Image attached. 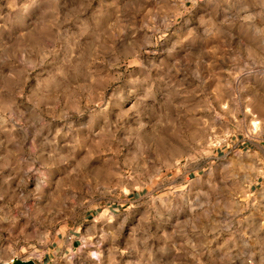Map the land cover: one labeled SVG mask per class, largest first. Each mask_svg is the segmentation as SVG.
Listing matches in <instances>:
<instances>
[{"label": "rangeland", "instance_id": "1", "mask_svg": "<svg viewBox=\"0 0 264 264\" xmlns=\"http://www.w3.org/2000/svg\"><path fill=\"white\" fill-rule=\"evenodd\" d=\"M133 73L150 124L34 202L57 107ZM16 260L264 264V0H0V264Z\"/></svg>", "mask_w": 264, "mask_h": 264}, {"label": "clouds", "instance_id": "2", "mask_svg": "<svg viewBox=\"0 0 264 264\" xmlns=\"http://www.w3.org/2000/svg\"><path fill=\"white\" fill-rule=\"evenodd\" d=\"M125 84L128 86L126 89L120 84L113 85L110 95L99 105L92 101L74 109L67 106L57 107V112L53 115H65V124L62 127H67L68 130L63 134V142L55 145V148L52 147L54 141L46 146L42 145L44 154L51 151L52 155L50 158L46 156L49 162L43 165L48 176L36 177L37 188L31 193L34 202L46 199L49 193L55 191L56 176L81 175V163L83 159L90 158L91 152L96 151L99 154L112 144L118 145L127 139L131 129L142 128L145 123L150 124L149 98L137 95V86L142 87L144 81L133 73L129 74ZM133 98L136 103L126 108L125 101ZM66 114L79 120L78 127H73ZM85 115L87 119H79ZM100 145L103 147H99Z\"/></svg>", "mask_w": 264, "mask_h": 264}, {"label": "water", "instance_id": "3", "mask_svg": "<svg viewBox=\"0 0 264 264\" xmlns=\"http://www.w3.org/2000/svg\"><path fill=\"white\" fill-rule=\"evenodd\" d=\"M12 264H37V263L32 260H28V261L16 260Z\"/></svg>", "mask_w": 264, "mask_h": 264}, {"label": "crops", "instance_id": "4", "mask_svg": "<svg viewBox=\"0 0 264 264\" xmlns=\"http://www.w3.org/2000/svg\"><path fill=\"white\" fill-rule=\"evenodd\" d=\"M75 243H77V242H76V241H73V243H72V246H73V247H75Z\"/></svg>", "mask_w": 264, "mask_h": 264}]
</instances>
